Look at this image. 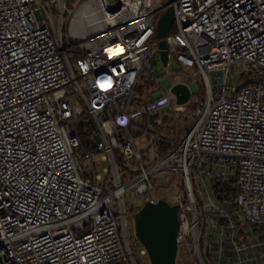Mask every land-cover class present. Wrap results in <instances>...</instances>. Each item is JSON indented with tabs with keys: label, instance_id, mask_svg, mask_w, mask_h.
Here are the masks:
<instances>
[{
	"label": "built area",
	"instance_id": "1",
	"mask_svg": "<svg viewBox=\"0 0 264 264\" xmlns=\"http://www.w3.org/2000/svg\"><path fill=\"white\" fill-rule=\"evenodd\" d=\"M112 1L0 0V264H139L130 217L167 197L194 264L209 213L238 251L264 246L246 241L264 228V0H180L167 64L173 1Z\"/></svg>",
	"mask_w": 264,
	"mask_h": 264
},
{
	"label": "water",
	"instance_id": "2",
	"mask_svg": "<svg viewBox=\"0 0 264 264\" xmlns=\"http://www.w3.org/2000/svg\"><path fill=\"white\" fill-rule=\"evenodd\" d=\"M174 5L168 7L157 23V37L160 39L161 58L168 63L169 53L165 36L170 32L175 21V14L180 0H171ZM178 98V104H186L191 98V91L184 84H177L172 90ZM181 222L178 207L161 200L157 204L146 203L135 215V233L145 247L151 264H178V234Z\"/></svg>",
	"mask_w": 264,
	"mask_h": 264
},
{
	"label": "rangeland",
	"instance_id": "3",
	"mask_svg": "<svg viewBox=\"0 0 264 264\" xmlns=\"http://www.w3.org/2000/svg\"><path fill=\"white\" fill-rule=\"evenodd\" d=\"M112 2L116 3L117 0H113ZM169 3V0H166V4ZM169 71L171 72H184L185 74L192 76L195 74L196 69L191 67L183 68L173 57L169 59ZM155 78H169V80L174 81L173 76L167 75V69L165 67V64L161 61H157L154 66V72H153ZM211 168L206 167L205 171H210ZM174 176L171 174H165L162 176H157L156 181L163 186V188L169 187L174 180ZM172 191L174 193L178 192L177 186L172 187ZM161 194H165L164 191H161ZM168 201L170 203L173 202L172 198H168ZM137 209L139 207L137 206ZM224 209L227 211H231V207L228 205L224 206ZM140 211V209H139ZM233 214L235 217H237L238 210L232 209ZM209 213V217L206 219V224L209 228L208 231V237L206 240V255L208 254V258L206 259V255L204 253V259L208 264H264L261 261H257L255 257L252 258V256L249 254L247 250L238 251L235 247V245L231 242V229L228 227V221H226L225 217H223L221 214H218L217 212L214 214L215 218H211ZM238 219V218H236ZM213 223L215 228L213 227ZM220 225L224 227L223 231H220L218 228ZM129 227L132 232V239L135 241L137 238L135 233V214H132L129 221ZM224 234V237H222V234ZM216 234V235H215ZM247 237L246 241L251 243V237L250 235ZM136 259L139 264H151L150 258L148 255L142 254L139 250H135ZM178 263L179 264H194L190 253L188 252L187 248L181 247L178 254Z\"/></svg>",
	"mask_w": 264,
	"mask_h": 264
},
{
	"label": "trees",
	"instance_id": "4",
	"mask_svg": "<svg viewBox=\"0 0 264 264\" xmlns=\"http://www.w3.org/2000/svg\"><path fill=\"white\" fill-rule=\"evenodd\" d=\"M217 197L220 201L225 202L235 196L234 181L223 180L215 186Z\"/></svg>",
	"mask_w": 264,
	"mask_h": 264
},
{
	"label": "crops",
	"instance_id": "5",
	"mask_svg": "<svg viewBox=\"0 0 264 264\" xmlns=\"http://www.w3.org/2000/svg\"><path fill=\"white\" fill-rule=\"evenodd\" d=\"M209 231V228L207 229ZM208 233V232H207ZM216 235V234H215ZM264 235V228H256V235L252 238V242H257L260 241L263 238ZM264 240V238H263ZM249 254L257 259V261H261L264 263V246L259 247V248H249L247 250ZM263 257L262 259H259V257Z\"/></svg>",
	"mask_w": 264,
	"mask_h": 264
}]
</instances>
